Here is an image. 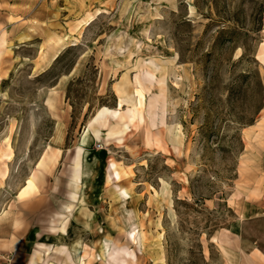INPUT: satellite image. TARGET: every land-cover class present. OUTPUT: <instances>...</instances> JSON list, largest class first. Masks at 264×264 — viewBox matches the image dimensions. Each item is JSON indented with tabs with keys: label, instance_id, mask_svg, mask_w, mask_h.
Returning a JSON list of instances; mask_svg holds the SVG:
<instances>
[{
	"label": "rangeland",
	"instance_id": "obj_1",
	"mask_svg": "<svg viewBox=\"0 0 264 264\" xmlns=\"http://www.w3.org/2000/svg\"><path fill=\"white\" fill-rule=\"evenodd\" d=\"M142 70L165 124L81 145ZM263 117L264 0H0V264H264Z\"/></svg>",
	"mask_w": 264,
	"mask_h": 264
},
{
	"label": "bare ground",
	"instance_id": "obj_2",
	"mask_svg": "<svg viewBox=\"0 0 264 264\" xmlns=\"http://www.w3.org/2000/svg\"><path fill=\"white\" fill-rule=\"evenodd\" d=\"M155 73L142 70L139 71L135 76V88L133 89L132 93L127 92L125 87L120 86L117 87L116 95L118 97V101L115 107H110L107 105H102L98 108V110L93 114L90 120L87 122L82 137L80 139L81 145H86L89 138L93 137L96 141H101V127H106L107 135L109 137L116 138L118 141L122 142L124 139V135H126L131 129L132 126L135 125L137 122L144 118V110L148 109V115L150 116L151 124L153 127H159L160 124H165L164 114H161V117L158 113L157 104H154V101H151L149 104L147 103L146 98V83H153V78L155 77ZM159 119V120H158ZM264 121V117L261 119ZM261 121L256 123L255 125L261 126ZM12 130L10 133L4 138L5 148L1 149L0 157L3 160L11 159L14 155L12 145L10 143L12 137ZM56 138H62V128L61 124L57 126L56 129ZM158 142L161 143V140L158 139ZM179 142L176 141L173 143V148L175 150L179 149ZM6 164V162H4ZM107 172V181L113 183L115 187L118 189L119 194L123 196L128 195L127 189L121 187L119 185V181L122 178L121 172V164L117 161L110 159L106 166ZM8 174V170L4 171V175ZM42 174V170L39 167L33 169L31 174L28 177V183H33ZM77 183V182H76ZM78 197L77 191L72 193L73 201L76 200ZM74 204L70 203L65 207V213H60V224L54 230L59 234H66L67 233V224L70 220V215L73 212ZM142 234V233H141ZM161 235V234H160ZM128 237H131L135 242L137 238L141 240V235L139 232H136L135 229L128 231ZM44 248L46 259L48 264H54L51 262V258H56L57 261L61 260L59 255L67 254V259L69 260V264H78L75 262L72 254L69 252V249L64 246H54V245H41ZM53 251V252H52ZM108 249H106V252ZM57 255L58 257L54 256ZM106 255V254H105ZM119 257H115L112 252L109 253V256L115 261H120V264H127L128 257L136 258L134 251H130L129 249H125L119 254ZM61 262V261H60ZM62 264H68L67 261L63 262ZM106 264H114L111 259H109Z\"/></svg>",
	"mask_w": 264,
	"mask_h": 264
}]
</instances>
